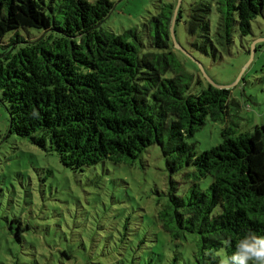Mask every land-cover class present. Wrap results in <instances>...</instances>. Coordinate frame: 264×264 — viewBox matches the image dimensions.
<instances>
[{"label": "trees", "instance_id": "trees-1", "mask_svg": "<svg viewBox=\"0 0 264 264\" xmlns=\"http://www.w3.org/2000/svg\"><path fill=\"white\" fill-rule=\"evenodd\" d=\"M112 7L109 0H0V103L9 119L0 145L13 134L56 153L62 166L89 178L97 197L109 199L110 164L146 166L143 154L158 146L166 188L151 191L146 209L125 207L114 216L125 214L123 220L100 222L89 243L78 237L79 253L67 247L57 254L70 264H140L136 252L145 249L142 264H218L225 239L235 243L250 231L264 236V126L236 136L223 128L221 143L198 153L186 140L239 103L229 89L209 83L191 89L194 75L170 37L174 4L162 2L140 28L121 34L102 27ZM263 16L264 0H190L188 50L218 62L239 41L250 55L246 39L255 38L252 24ZM181 19L179 6L176 24ZM146 219L169 236L165 244L148 246L147 232L134 244ZM17 224L10 233L23 247L27 228ZM189 238L191 262L184 246L178 250ZM45 264H53L50 257Z\"/></svg>", "mask_w": 264, "mask_h": 264}, {"label": "rangeland", "instance_id": "rangeland-1", "mask_svg": "<svg viewBox=\"0 0 264 264\" xmlns=\"http://www.w3.org/2000/svg\"><path fill=\"white\" fill-rule=\"evenodd\" d=\"M86 1L93 3L96 0ZM109 1L113 7L102 27L121 34L135 26L140 28V24L155 14L162 2L176 5L178 0ZM189 2L190 0H181L182 19L174 28L176 42L189 54L187 56L180 50L179 57L185 70L194 75L191 89L198 92L208 84L202 67L206 76L216 85L230 86L231 98L239 103L238 108L229 107V114L223 120L212 121L208 118L205 125L186 140L195 144L196 151L200 153L221 143L223 128H229L233 131L232 135L236 136L252 131L255 126H264V40H260L264 39V16L258 17L252 24L255 38L246 39L251 40L248 46L251 51L254 43L257 42L255 46L260 45L251 60L250 55L241 48L240 42L236 41L230 55H223L216 62L210 57L188 50L184 21ZM212 19H216V16L213 15ZM8 126V114L0 103L1 136L7 135ZM3 141L0 145V264H45L48 257L51 263L59 264L55 259L59 257L56 252L58 249L68 247L73 252L79 250L77 245L81 242L78 237H82L87 244L97 235L96 226L107 221L109 216L110 224H113L124 219L125 214H120L117 218L114 216L129 209L125 207H135L138 204L142 208L147 207L150 202H146L147 196L151 195L154 188L164 190L169 179L160 149L155 145L143 154L146 166L141 167L139 162L119 167L110 164V199L103 194L97 197L95 188L87 184L89 178L84 173L75 174L62 166L56 153L45 152L33 146L29 140L13 134ZM118 180H123L126 184H121ZM17 222L27 228L22 233L25 241L23 247L16 239L14 241L10 233V229L16 230ZM144 223L139 224L136 233L138 238H134V244L146 232L148 246L165 244L169 236L158 226L147 223V219ZM150 233L153 234V239L150 238ZM150 240L153 242L150 243ZM171 245V250H174V243ZM182 246L185 253L180 251ZM194 249L191 238L188 243L178 247L179 253L185 254L190 262L194 260L191 253ZM171 250L165 254L166 257L171 256ZM153 251L160 254L157 249ZM137 253L142 259L149 256V251L145 249ZM150 257L157 261V256ZM59 259L64 264H70L62 256ZM142 259L139 258L136 262L142 264Z\"/></svg>", "mask_w": 264, "mask_h": 264}, {"label": "clouds", "instance_id": "clouds-1", "mask_svg": "<svg viewBox=\"0 0 264 264\" xmlns=\"http://www.w3.org/2000/svg\"><path fill=\"white\" fill-rule=\"evenodd\" d=\"M38 115L33 111L32 116L38 117ZM229 248L233 249L231 254H228ZM206 254L211 255V250ZM216 256L218 264H264V236H258L250 231L235 243L231 239H225Z\"/></svg>", "mask_w": 264, "mask_h": 264}, {"label": "water", "instance_id": "water-1", "mask_svg": "<svg viewBox=\"0 0 264 264\" xmlns=\"http://www.w3.org/2000/svg\"><path fill=\"white\" fill-rule=\"evenodd\" d=\"M181 4V0H178L175 7H174V11H173V17H172V22H171V27H170V37H171V40H172V43L174 44V47L178 50H181L185 55H189L183 48H181V46H179V44L176 42V39H175V34H174V27H175V19H176V15H177V11L179 9V6ZM260 40H264V39H260ZM255 43L253 44L252 48L254 47ZM253 55H254V50H252L250 52V60L253 58ZM201 70L204 74V77L207 79L208 83L211 84L213 87L217 88V89H229L230 86H220V85H216L213 81H211L207 76L206 74L204 73L203 71V68L201 67Z\"/></svg>", "mask_w": 264, "mask_h": 264}]
</instances>
